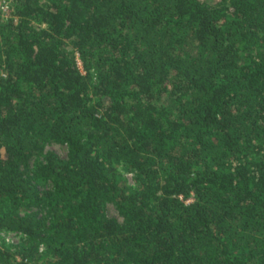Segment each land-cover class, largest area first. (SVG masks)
I'll use <instances>...</instances> for the list:
<instances>
[{
    "label": "trees",
    "instance_id": "16d2710c",
    "mask_svg": "<svg viewBox=\"0 0 264 264\" xmlns=\"http://www.w3.org/2000/svg\"><path fill=\"white\" fill-rule=\"evenodd\" d=\"M1 231L0 264H264V0H14Z\"/></svg>",
    "mask_w": 264,
    "mask_h": 264
},
{
    "label": "rangeland",
    "instance_id": "374dc122",
    "mask_svg": "<svg viewBox=\"0 0 264 264\" xmlns=\"http://www.w3.org/2000/svg\"><path fill=\"white\" fill-rule=\"evenodd\" d=\"M69 49H71V47H68ZM78 65L81 68V63L78 59ZM82 69V68H81ZM43 152H52L54 154H56L58 157L60 158H67V147L64 143L62 142H58V141H49L45 144V147L43 149ZM25 162H23L21 164V170L24 168V175L25 177H28L29 180L31 182H35V178H32L31 176H28V171L34 167L38 162L41 161L40 157H30L26 160H24ZM121 168V167H120ZM120 172L123 173L127 183L131 186L135 185V174L134 172H126L123 169H120ZM193 199V196L190 195L186 200L189 202ZM28 212H32L34 214H36L37 216L39 214H41L42 210L39 207H30L27 210ZM105 211L106 214L109 217H113L116 218L119 222H121L123 220L122 215L118 212V210L116 209L114 203L112 202H108L105 206ZM23 212V211H22ZM0 236L2 239H4L6 242H10V243H17L21 240V236L19 234L13 233V232H6V231H1L0 232Z\"/></svg>",
    "mask_w": 264,
    "mask_h": 264
},
{
    "label": "built area",
    "instance_id": "2783aa9c",
    "mask_svg": "<svg viewBox=\"0 0 264 264\" xmlns=\"http://www.w3.org/2000/svg\"><path fill=\"white\" fill-rule=\"evenodd\" d=\"M14 17V0H0V20L8 21ZM188 202L187 200H185Z\"/></svg>",
    "mask_w": 264,
    "mask_h": 264
}]
</instances>
